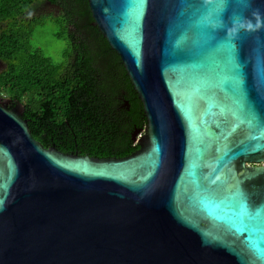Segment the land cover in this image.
Returning a JSON list of instances; mask_svg holds the SVG:
<instances>
[{"label":"water","instance_id":"water-1","mask_svg":"<svg viewBox=\"0 0 264 264\" xmlns=\"http://www.w3.org/2000/svg\"><path fill=\"white\" fill-rule=\"evenodd\" d=\"M139 148L44 147L0 101V264H264V0H87Z\"/></svg>","mask_w":264,"mask_h":264},{"label":"trees","instance_id":"trees-1","mask_svg":"<svg viewBox=\"0 0 264 264\" xmlns=\"http://www.w3.org/2000/svg\"><path fill=\"white\" fill-rule=\"evenodd\" d=\"M46 4L57 10L50 38L35 21L18 23L23 15L50 16L41 12ZM92 21L87 0H0V100L8 108L21 103L44 147L119 158L139 148L133 135L146 117L118 54ZM57 37L66 40L61 64Z\"/></svg>","mask_w":264,"mask_h":264},{"label":"rangeland","instance_id":"rangeland-1","mask_svg":"<svg viewBox=\"0 0 264 264\" xmlns=\"http://www.w3.org/2000/svg\"><path fill=\"white\" fill-rule=\"evenodd\" d=\"M41 10H42L41 12L50 13V16L43 18V17H39L37 15H30V14H28L27 16L23 15L22 17L18 18V23L26 24L28 22V20H29V22L35 21L36 23L34 22V24H36V27H38V29L40 30V34L41 35L47 34V36L49 37L50 32H53V31L58 29V25L55 23V20H54L57 10L55 7L50 6L49 4L43 5ZM56 43L58 45V53H57V56L55 57V61L57 63L61 64L64 60L63 55H62V51L65 49L66 40L63 37H57ZM4 67H5V65L0 63V69H3ZM0 101H2V103H4V104L7 102L6 99H2ZM136 135L137 136L140 135V131L137 132Z\"/></svg>","mask_w":264,"mask_h":264}]
</instances>
